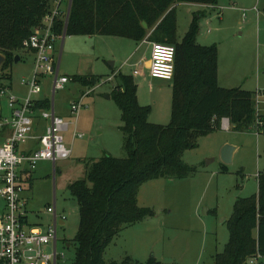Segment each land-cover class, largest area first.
Returning a JSON list of instances; mask_svg holds the SVG:
<instances>
[{"label": "rangeland", "instance_id": "obj_1", "mask_svg": "<svg viewBox=\"0 0 264 264\" xmlns=\"http://www.w3.org/2000/svg\"><path fill=\"white\" fill-rule=\"evenodd\" d=\"M67 5L68 0H62L60 11L65 13ZM197 10L176 6L179 41ZM204 11L197 43L216 45L218 85L254 92L258 114L264 116V0H218L214 11ZM147 42L149 45L104 36H64L56 45L59 75L69 79L78 73L99 76L97 89L84 88L70 79L63 90L52 95L53 78L47 75L41 79L39 97L45 96L43 99L53 104L55 115L69 123L62 137L65 147L73 148V153L70 159L56 163L55 168L61 172L55 177L51 166L39 164L24 197L29 201L30 223L49 225L52 218L46 208L54 202L57 214L63 217L56 235L58 264L74 261L79 214L67 185L84 178V165L78 163V158L96 160L104 150L115 158L125 157L120 111L111 98L105 99L117 82L114 76L121 73L132 77L139 105L152 110L149 122L167 125L170 121V82L151 81L146 78L144 64L138 65L139 60L149 59V48L155 43ZM18 55L21 61L10 65L11 81L0 79V89L10 84L9 95L22 100L27 90L21 81L33 77L34 64L30 51L22 49ZM110 78L112 81L108 82ZM76 100L83 103L78 116L70 112V104ZM7 115V100L0 97V116ZM225 146L235 148L229 164L221 159ZM182 161L195 169L187 178L148 181L139 188L138 206L151 209L154 215L122 228L106 248L104 261L122 262L129 257L144 263L153 257L161 264H213L214 256L223 252L234 202L257 193V174L264 170V136L254 129L236 131L223 119L218 130L198 138L197 147L184 152ZM223 166L226 172L222 171ZM2 208L0 200V213Z\"/></svg>", "mask_w": 264, "mask_h": 264}, {"label": "trees", "instance_id": "obj_2", "mask_svg": "<svg viewBox=\"0 0 264 264\" xmlns=\"http://www.w3.org/2000/svg\"><path fill=\"white\" fill-rule=\"evenodd\" d=\"M217 1L71 0L66 23L61 11L55 18L56 36H104L175 47L167 125L148 121L151 110L139 105L131 76H114L117 82L110 98L120 111L125 157L103 153L97 160L84 161V178L67 185L79 214L73 264H161L153 257L144 263L129 257L122 262L103 259L106 248L122 228L154 215L151 209L138 206L139 188L148 181L185 179L194 173L195 169L182 161L184 152L195 149L198 138L218 130L223 119L236 131L254 129L264 136V116L257 113L256 94L240 88H221L217 81L216 45L197 43L199 22L206 12L193 13L184 36L177 39L176 6L200 5L214 10ZM52 3L0 0V54L5 58L0 79L11 81L9 70L14 57L51 13ZM70 79L88 89L101 81L90 74ZM48 109L47 99L36 101L33 107L34 111ZM222 171H227L225 166ZM227 230L228 242L223 252L214 256L213 264H250L257 255L264 258V170L258 175L257 193L234 202Z\"/></svg>", "mask_w": 264, "mask_h": 264}, {"label": "built area", "instance_id": "obj_3", "mask_svg": "<svg viewBox=\"0 0 264 264\" xmlns=\"http://www.w3.org/2000/svg\"><path fill=\"white\" fill-rule=\"evenodd\" d=\"M51 13L33 30L31 36L22 43L23 50L34 56V75L30 80H22L26 88L25 98L19 100L9 95L8 88L0 89V97L7 100L8 115L0 116V200L3 208L0 213V264H58L57 228L63 225V217L57 214L55 202L46 212L52 222L43 227L29 222L24 193L28 188V178L41 162H50L53 168L59 161L67 160L71 151L65 147L62 133L68 130L69 123L55 115L53 104L48 110H39L46 122L43 133L35 135L36 123L33 110L37 96L41 94V78L50 75L52 95L64 89L70 81L59 75L56 60V45L64 39L53 33V23L60 13L62 0H52ZM71 0L65 14H69ZM175 47L153 43L150 46L148 75L152 79L171 82L174 74ZM134 75L138 71L134 70ZM112 80L110 78L108 81ZM257 102V101H256ZM258 106V102H257ZM256 110L258 113V109ZM83 108L82 100L70 104V112L78 116ZM73 137H76L73 134ZM77 137H81L80 135ZM37 144L32 148L30 143ZM258 176V174H257ZM256 176V177H257ZM63 257V255H62ZM250 264L264 263L257 255Z\"/></svg>", "mask_w": 264, "mask_h": 264}, {"label": "crops", "instance_id": "obj_4", "mask_svg": "<svg viewBox=\"0 0 264 264\" xmlns=\"http://www.w3.org/2000/svg\"><path fill=\"white\" fill-rule=\"evenodd\" d=\"M187 6H192V7H196V9H199V10H197V11H202V10H206V11H208L209 9H207L206 7H204V6H200V5H187ZM212 11H214V10H212ZM200 29V28H199ZM199 34V33H198ZM145 43H147L148 44V42L145 40V41H142L141 42V44H145ZM149 45V44H148ZM149 51H150V48H149ZM32 53V52H31ZM17 57H18V61L17 62H14V63H18V62H20L21 61V56L20 55H18L17 54ZM129 61V59H127L125 62H128ZM147 63H149V59L148 60H139V64L138 65H143L144 64V66H145V68L147 69ZM33 64H34V56H33ZM123 64H125V63H123ZM111 66H113V63H112V65ZM137 66V65H136ZM134 72V71H133ZM81 73H78V75L79 76H81L80 75ZM89 75V74H88ZM90 75H93V74H90ZM149 78V79H151V81H161V80H156V79H152V78H150L149 77V75H148V71H147V74H146V78ZM43 78H45V77H43ZM43 78H41V79H43ZM144 79H146L145 77H143ZM147 80V79H146ZM110 81H112V80H110ZM109 82V81H108ZM165 82V81H164ZM168 83V82H167ZM98 86V85H97ZM97 86H96V88L94 89V90H96L97 89ZM8 87L9 88H11L10 87V84L8 85ZM101 87V86H100ZM158 87L159 88H162V86H159L158 85ZM95 92V91H94ZM42 93V92H41ZM40 95H38L37 96V100L38 101H40V100H43V98H46L45 96H43V97H39ZM107 96H110V95H107ZM107 96L105 97V99L106 100H110V98L108 99L107 98ZM170 98H171V95H170ZM138 100V99H137ZM139 103V102H138ZM141 106V105H140ZM152 111V110H151ZM63 118V117H62ZM64 119V118H63ZM34 121H35V123H36V129H35V135L36 136H39V135H41L42 133H43V130H44V127H45V124H46V122L44 121V120H42L41 119V117H40V114H39V111H37V112H35V114H34ZM153 122V124L155 123V122H157V121H152ZM151 123V122H150ZM157 123H159V122H157ZM30 146H32V148H37V144H35L34 142H31L30 143ZM70 150V149H69ZM71 151V154L73 153V148L70 150ZM103 153H108L109 155H111L109 152H107V151H103L102 152V154ZM71 156V155H70ZM112 156V155H111ZM70 159V158H69ZM87 159H85V158H78V163L79 164H83V162L84 161H86ZM97 160V159H96ZM41 163H47L49 166H51L52 167V172H53V176L55 177V175H56V173L57 172H61L60 170H58V168H53V166L51 165V163L50 162H41ZM41 163H39V164H41ZM39 164H38V166H39ZM84 165V164H83ZM38 168V167H37ZM36 168V169H37ZM35 169V170H36ZM33 174H31V183H30V185H28V188L27 189H31V186H32V182H33ZM53 177V178H54ZM29 181H30V179H29ZM28 203H29V201L27 200V206H26V209H27V207H28ZM28 212V211H27ZM34 213V212H33ZM35 216V215H34Z\"/></svg>", "mask_w": 264, "mask_h": 264}, {"label": "water", "instance_id": "obj_5", "mask_svg": "<svg viewBox=\"0 0 264 264\" xmlns=\"http://www.w3.org/2000/svg\"><path fill=\"white\" fill-rule=\"evenodd\" d=\"M143 28H146V24L143 22L142 23ZM5 61V58L0 54V66L3 64V62ZM18 61V57L15 56L14 57V62ZM112 65V63H111ZM147 67H149V63H147ZM107 98L109 99L110 96H107ZM235 150V148L230 147V146H225L222 151H221V159L223 161L224 164H229L231 163L232 160V154L233 151Z\"/></svg>", "mask_w": 264, "mask_h": 264}]
</instances>
